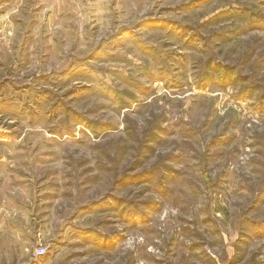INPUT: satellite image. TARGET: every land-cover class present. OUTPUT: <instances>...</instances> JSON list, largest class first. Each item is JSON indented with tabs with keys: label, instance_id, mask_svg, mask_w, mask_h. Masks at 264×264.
Segmentation results:
<instances>
[{
	"label": "rangeland",
	"instance_id": "rangeland-1",
	"mask_svg": "<svg viewBox=\"0 0 264 264\" xmlns=\"http://www.w3.org/2000/svg\"><path fill=\"white\" fill-rule=\"evenodd\" d=\"M0 218L45 264H264V0H0Z\"/></svg>",
	"mask_w": 264,
	"mask_h": 264
},
{
	"label": "crops",
	"instance_id": "crops-1",
	"mask_svg": "<svg viewBox=\"0 0 264 264\" xmlns=\"http://www.w3.org/2000/svg\"><path fill=\"white\" fill-rule=\"evenodd\" d=\"M12 227L13 224L11 222L8 223V221H2L0 218V264H45L46 260H41L42 258L38 260L33 259L32 257L30 258L26 249L23 252L16 251V256H14L12 246L13 241L11 237ZM5 236L9 237V239ZM19 242H21V240Z\"/></svg>",
	"mask_w": 264,
	"mask_h": 264
},
{
	"label": "built area",
	"instance_id": "built-area-1",
	"mask_svg": "<svg viewBox=\"0 0 264 264\" xmlns=\"http://www.w3.org/2000/svg\"><path fill=\"white\" fill-rule=\"evenodd\" d=\"M47 254V248L44 246H37L36 249L32 252L33 259H41Z\"/></svg>",
	"mask_w": 264,
	"mask_h": 264
}]
</instances>
